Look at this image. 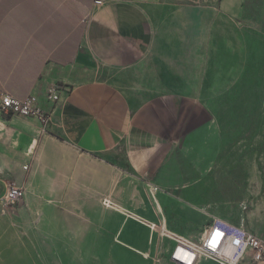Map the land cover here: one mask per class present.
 <instances>
[{
	"label": "crops",
	"instance_id": "crops-1",
	"mask_svg": "<svg viewBox=\"0 0 264 264\" xmlns=\"http://www.w3.org/2000/svg\"><path fill=\"white\" fill-rule=\"evenodd\" d=\"M101 1L0 0V93L52 112L44 124L0 111V175L25 188L0 206V264L170 261L174 242L145 222H159L149 182L179 234L198 241L217 215L242 223L200 197L225 166L227 96L258 87L264 0Z\"/></svg>",
	"mask_w": 264,
	"mask_h": 264
},
{
	"label": "rangeland",
	"instance_id": "rangeland-1",
	"mask_svg": "<svg viewBox=\"0 0 264 264\" xmlns=\"http://www.w3.org/2000/svg\"><path fill=\"white\" fill-rule=\"evenodd\" d=\"M215 0H164L166 7L184 3H207ZM159 23V16L156 19ZM264 24V23H263ZM264 56L256 69L258 87H243L241 93L227 96L225 126L220 128L226 138L225 166L215 168V178L219 180L202 192L200 201L214 204V209L236 217L249 229H255L264 236ZM244 69L249 68L242 64ZM228 107L235 109L229 110ZM240 108V109H238ZM223 162V160H221ZM218 172L220 175H218ZM12 181L9 176L0 175V199L7 192ZM1 206V204H0ZM211 209L210 207H208ZM224 218L223 215H217ZM141 257L151 258L147 264L163 263L159 256H114L113 263L102 256L93 262L89 256H83L81 264H142ZM109 258V257H108ZM91 260V261H90ZM203 264H212L205 261Z\"/></svg>",
	"mask_w": 264,
	"mask_h": 264
},
{
	"label": "built area",
	"instance_id": "built-area-1",
	"mask_svg": "<svg viewBox=\"0 0 264 264\" xmlns=\"http://www.w3.org/2000/svg\"><path fill=\"white\" fill-rule=\"evenodd\" d=\"M101 3V0H96ZM48 98L54 103L60 100V87L51 85L47 89ZM0 111L4 116L20 114L23 116L38 117L47 124L52 112L40 107L37 95L30 94L20 98L9 92L0 93ZM28 168V165H25ZM148 190L154 200L159 213V222L145 221L152 231H156L162 238L174 242L169 260L174 264H199L202 259L210 260L215 264H239L241 258L250 252L255 262L264 261V237L247 229L244 223L235 224L221 217H214L203 232L200 240L196 241L170 229L165 215L156 199L159 187L151 182ZM25 188L21 185L11 184L7 192L1 197V213L6 214L10 208L17 206L23 199ZM103 204L115 208L128 215L135 216L105 197Z\"/></svg>",
	"mask_w": 264,
	"mask_h": 264
}]
</instances>
